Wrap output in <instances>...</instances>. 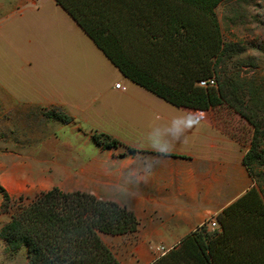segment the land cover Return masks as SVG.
<instances>
[{"label": "crops", "instance_id": "0c3cea01", "mask_svg": "<svg viewBox=\"0 0 264 264\" xmlns=\"http://www.w3.org/2000/svg\"><path fill=\"white\" fill-rule=\"evenodd\" d=\"M0 20V36L16 55L11 62L33 70L0 80V186L11 197L30 201L58 186L126 205L138 231L101 232L102 239L122 264H159L255 186L246 150L217 126L211 110L176 106L133 82L56 0H0ZM77 36L96 59L87 60L88 71L96 64L103 72L95 77L105 82L92 87L90 72L79 94L75 83L61 85L49 73L62 57L73 58ZM94 133L122 144L103 147ZM61 174L66 190L57 182ZM3 200L0 191V205ZM9 220L0 213V230ZM235 240L242 252L255 243ZM161 244L171 248L164 256L155 250ZM15 255L0 236V264H13Z\"/></svg>", "mask_w": 264, "mask_h": 264}, {"label": "trees", "instance_id": "16d2710c", "mask_svg": "<svg viewBox=\"0 0 264 264\" xmlns=\"http://www.w3.org/2000/svg\"><path fill=\"white\" fill-rule=\"evenodd\" d=\"M221 1L56 0L133 82L176 106L211 110L217 126L239 143L235 126L223 121L220 114L232 112L247 121L254 130L243 160L254 177L253 170L264 155L260 139L264 117L233 77L235 66H230L229 46L223 41L216 13ZM128 28L144 32L139 50L149 48L147 59L153 63L172 65L182 78L180 86L152 75L123 49L120 35ZM214 75L215 86L198 85L199 80ZM93 139L103 147L122 144L106 133H94ZM0 191L4 196L0 213L10 214L0 236L12 254L26 247V264H122L100 233L126 234L139 229L131 208L87 191H63L54 186L27 202L22 195L11 197L2 186ZM217 220L221 231L202 225L159 264H264V201L255 186L224 209ZM238 237L239 241L252 238L255 243L242 252L236 245Z\"/></svg>", "mask_w": 264, "mask_h": 264}, {"label": "rangeland", "instance_id": "374dc122", "mask_svg": "<svg viewBox=\"0 0 264 264\" xmlns=\"http://www.w3.org/2000/svg\"><path fill=\"white\" fill-rule=\"evenodd\" d=\"M216 13L221 26L223 41L229 46L227 56H231L230 66H235L233 77L236 80V84L244 88L247 96L251 97L255 102L256 106H253L258 108V112L264 117V0H222L216 7ZM4 27L3 20H0V30ZM142 35H144V32L138 28H128L126 32H121V45L123 49L135 58H138L141 63L140 65L152 75L159 76L169 85L180 86L182 78L172 65L163 63L160 66L157 64V61L153 63L147 59L149 57L147 53L149 48L146 52L139 50L145 39ZM85 38H87L88 42H91L89 44L92 45L94 51L96 50L102 55V51L88 37L85 36ZM90 53L77 36L73 58L62 57L59 62L61 63L59 64L60 68L49 70V73L52 74L54 72L56 74L51 75V77L57 79L56 81H59L61 85H68L70 82L75 83L76 90L74 91L79 94L83 92L80 89L87 77L86 74L91 72L94 75L90 79L92 87L94 85L101 87L105 82L98 81L95 76L98 75V72H103V70H99L96 64H93L91 71H88V67L85 66L89 58L90 62L95 63L96 61L94 57L91 59L92 54L90 55ZM15 56V53L10 50L9 45L0 36L1 81L4 78L27 77L33 71L29 66L24 69L20 67L22 62L18 59L16 62H11L13 59H16ZM212 77L215 78L217 83V77L215 75ZM183 85L185 86L186 84ZM134 86L135 90H138L136 89L138 87ZM64 90L66 93L69 92L67 89ZM201 104L205 105L204 103ZM219 106L225 108L224 104ZM212 107L215 108L216 104H213ZM220 115L223 121L230 122L235 126V133L240 140V144L247 151L250 147L253 127L235 113L223 111ZM260 139L262 141L261 149H264V134ZM257 164L258 166L253 170V179L255 180V187L259 191L262 200H264V155ZM57 182L61 188L67 189L66 174H61ZM210 229H212L211 225ZM14 254L16 255L12 259L13 264H22L26 261L27 251L25 248Z\"/></svg>", "mask_w": 264, "mask_h": 264}, {"label": "built area", "instance_id": "2783aa9c", "mask_svg": "<svg viewBox=\"0 0 264 264\" xmlns=\"http://www.w3.org/2000/svg\"><path fill=\"white\" fill-rule=\"evenodd\" d=\"M217 83H216V80L214 77H209V78H206V79H201L199 80L198 82V85L201 86V87H204V88H207V87H212V86H215ZM116 86H120V83H117ZM210 222V225H211V228L214 230L216 229V227L219 225L218 223V220L217 219H211L209 220ZM170 247L168 246H165V245H157L155 246V250L158 252L159 256H164L166 255L169 251H170Z\"/></svg>", "mask_w": 264, "mask_h": 264}]
</instances>
